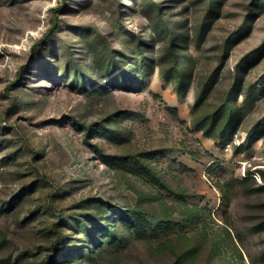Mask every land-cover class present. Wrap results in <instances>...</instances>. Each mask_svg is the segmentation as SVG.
<instances>
[{"label":"rangeland","instance_id":"obj_1","mask_svg":"<svg viewBox=\"0 0 264 264\" xmlns=\"http://www.w3.org/2000/svg\"><path fill=\"white\" fill-rule=\"evenodd\" d=\"M0 264H264V0H0Z\"/></svg>","mask_w":264,"mask_h":264},{"label":"trees","instance_id":"obj_2","mask_svg":"<svg viewBox=\"0 0 264 264\" xmlns=\"http://www.w3.org/2000/svg\"><path fill=\"white\" fill-rule=\"evenodd\" d=\"M55 28H56V25H55V23H53V26H52V28H51L49 34H50ZM49 34H48V35H49ZM48 35H47L46 37H48ZM46 37H45V38H46ZM113 227H114V226H110L109 224H106V225L103 227V229L106 230V231H108V232H110L111 229H112ZM91 240H92V242H93V238H92V237H91Z\"/></svg>","mask_w":264,"mask_h":264}]
</instances>
